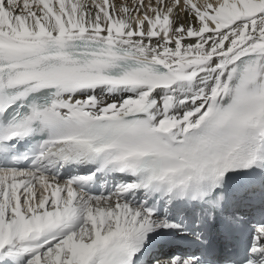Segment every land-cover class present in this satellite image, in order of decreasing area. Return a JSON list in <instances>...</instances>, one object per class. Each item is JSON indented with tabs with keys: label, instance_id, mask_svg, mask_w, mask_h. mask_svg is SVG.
<instances>
[{
	"label": "snow or ice",
	"instance_id": "snow-or-ice-1",
	"mask_svg": "<svg viewBox=\"0 0 264 264\" xmlns=\"http://www.w3.org/2000/svg\"><path fill=\"white\" fill-rule=\"evenodd\" d=\"M0 264H264V0H0Z\"/></svg>",
	"mask_w": 264,
	"mask_h": 264
}]
</instances>
